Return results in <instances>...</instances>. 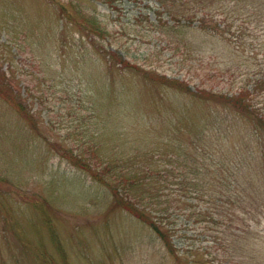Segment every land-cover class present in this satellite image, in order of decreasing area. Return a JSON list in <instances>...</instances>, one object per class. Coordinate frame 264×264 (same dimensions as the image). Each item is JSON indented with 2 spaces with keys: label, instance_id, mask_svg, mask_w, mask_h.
Returning a JSON list of instances; mask_svg holds the SVG:
<instances>
[{
  "label": "rangeland",
  "instance_id": "374dc122",
  "mask_svg": "<svg viewBox=\"0 0 264 264\" xmlns=\"http://www.w3.org/2000/svg\"><path fill=\"white\" fill-rule=\"evenodd\" d=\"M63 151L138 171L183 253ZM176 257L264 264V0H0V264Z\"/></svg>",
  "mask_w": 264,
  "mask_h": 264
},
{
  "label": "trees",
  "instance_id": "16d2710c",
  "mask_svg": "<svg viewBox=\"0 0 264 264\" xmlns=\"http://www.w3.org/2000/svg\"><path fill=\"white\" fill-rule=\"evenodd\" d=\"M63 8V7H62ZM169 7L166 8V10ZM65 10V8H63ZM85 22L91 21L96 22V19L87 20ZM78 21V20H77ZM102 32V30H100ZM188 92V91H186ZM199 99L206 100L202 95H197ZM227 97V96H226ZM240 98V97H238ZM234 103L237 100H233ZM238 106H240L238 104ZM247 107V106H245ZM14 108L18 112H25V108L22 102L17 101ZM242 111L245 112L244 105L243 108L240 106ZM24 118L29 119L28 116L23 115ZM260 122V121H258ZM205 126V125H204ZM205 127H200L198 131H203ZM67 156L68 160L76 167L81 170L90 173L92 177L103 184H106L110 189L113 198L117 204L124 208L129 213L149 226L156 236L162 241L164 246L167 249V253L177 256L176 250L178 248L174 243L172 236L170 234L171 230H167V223L165 220L171 215L166 209H163L165 204L164 195L160 194L157 190L152 191L151 194L149 188L144 178L138 177L140 175L138 171H133L124 165V161L120 160L118 162L112 163L111 161H100L97 163H90L85 160H82L78 155L72 153H67L66 151L62 152ZM179 164V163H178ZM222 171L217 172L213 176L221 175ZM226 176V175H224ZM186 180V178H184ZM162 207L160 208V206ZM153 206V207H150ZM192 251V250H190ZM189 251V252H190ZM177 264H180V257L174 259ZM192 260L188 258V263L191 264Z\"/></svg>",
  "mask_w": 264,
  "mask_h": 264
}]
</instances>
